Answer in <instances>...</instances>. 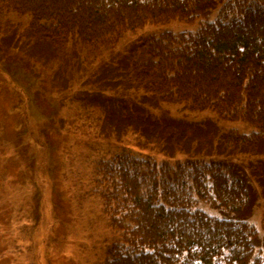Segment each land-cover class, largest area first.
<instances>
[{
	"label": "trees",
	"instance_id": "1",
	"mask_svg": "<svg viewBox=\"0 0 264 264\" xmlns=\"http://www.w3.org/2000/svg\"><path fill=\"white\" fill-rule=\"evenodd\" d=\"M219 5L215 22L194 33L145 38L132 44L117 65L102 68L116 75L106 77L114 87L142 90L140 102L104 96L99 90L92 99L104 106L103 130L113 134L129 125L146 136L154 132L157 126L131 122L139 123L133 119L148 95L211 111L228 122L241 121L258 133H225L218 145L222 151L208 155L205 147L211 143L203 125L209 121L172 120L170 125L164 119L158 126L165 145L191 154L195 144L213 160L176 169L125 156L108 163L107 173L116 181L108 197L116 198L112 200L123 210L113 219L129 238L126 251L114 248L106 264H262L253 259L258 232L245 219L254 206L253 191L246 171L232 160L236 153L256 155L263 150L264 0H0V18L13 14L30 20L25 36L17 38L16 32L1 39L12 63L17 59L13 51L66 63L60 53L72 42L95 53L113 50L126 34L146 25L194 24ZM24 37L41 53L33 47L21 49ZM52 127L50 121L43 124L47 135ZM194 198L236 217L218 219L193 210Z\"/></svg>",
	"mask_w": 264,
	"mask_h": 264
},
{
	"label": "rangeland",
	"instance_id": "2",
	"mask_svg": "<svg viewBox=\"0 0 264 264\" xmlns=\"http://www.w3.org/2000/svg\"><path fill=\"white\" fill-rule=\"evenodd\" d=\"M220 10L219 5L194 24L146 25L126 34L109 51L95 53L72 42L63 53L58 51L67 57L66 63L17 51H13L17 59L12 63L1 39L16 32L18 38L30 20L13 14L0 18V264H106L114 248L126 251L129 238L113 219V214L121 215L123 210L112 200L116 198L108 197L116 183L107 173L108 163L118 156L158 168L209 163L213 159L204 155L205 150L208 155L221 152L218 145L223 144L225 133H258L241 121L228 122L211 111H194L188 104L148 95L133 119L139 123L131 122H144L150 129L157 126L154 132L146 136L129 125L119 135L113 134L103 130L104 106L92 99L99 90L104 96L140 102L142 90L114 87L106 77L116 75L102 68L117 65L132 44L145 38L166 32L194 33L215 22ZM21 41V49L37 48L33 41L29 46L25 37ZM164 119L170 125L172 120L209 121L203 127L211 145L200 151L202 147L195 149L193 144L191 154L174 151L160 133ZM47 121L54 126L49 135L43 130ZM262 146V154L236 153L232 161L246 171L253 191L254 206L245 219L258 232L253 259L264 264V141ZM196 150L201 154L194 155ZM194 200L193 210L218 219L236 217Z\"/></svg>",
	"mask_w": 264,
	"mask_h": 264
}]
</instances>
